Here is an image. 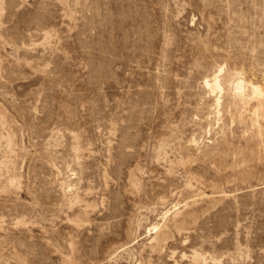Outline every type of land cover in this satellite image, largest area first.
I'll return each instance as SVG.
<instances>
[{
	"label": "rangeland",
	"instance_id": "374dc122",
	"mask_svg": "<svg viewBox=\"0 0 264 264\" xmlns=\"http://www.w3.org/2000/svg\"><path fill=\"white\" fill-rule=\"evenodd\" d=\"M0 264H264V0H0Z\"/></svg>",
	"mask_w": 264,
	"mask_h": 264
},
{
	"label": "bare ground",
	"instance_id": "6f19581e",
	"mask_svg": "<svg viewBox=\"0 0 264 264\" xmlns=\"http://www.w3.org/2000/svg\"><path fill=\"white\" fill-rule=\"evenodd\" d=\"M219 76L218 75H216L215 77H214V79H213V82H207V85L211 88V90H212V92H216V91H218V90H221L222 89V87L220 86V84H219ZM243 84V83H242ZM241 84V85H242ZM245 86V85H244ZM242 86H240L239 88H241ZM237 90V89H236ZM241 90H242V88H241ZM252 92L254 93V94H256V95H258V94H260V92H261V90L259 89V88H257V87H252ZM238 93H240V92H238ZM217 107L219 108L220 107V99L219 100H217ZM158 228V226H155L154 227V230H156Z\"/></svg>",
	"mask_w": 264,
	"mask_h": 264
}]
</instances>
